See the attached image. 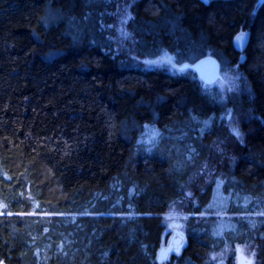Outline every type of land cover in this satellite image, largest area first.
<instances>
[{
    "label": "trees",
    "instance_id": "16d2710c",
    "mask_svg": "<svg viewBox=\"0 0 264 264\" xmlns=\"http://www.w3.org/2000/svg\"><path fill=\"white\" fill-rule=\"evenodd\" d=\"M256 2L131 7L139 56L169 52L181 64L212 54L221 70L238 65L251 91L244 136L230 145L233 158L218 162L221 175L192 189L187 243L169 264H202L235 241L255 246L264 264V0L254 11ZM115 7L116 0H0L5 264H159L161 214L187 200L189 174L223 128L222 105L194 70L144 69L114 50ZM201 120L207 126H197ZM193 125L201 145L182 138ZM147 130L158 133L150 145Z\"/></svg>",
    "mask_w": 264,
    "mask_h": 264
},
{
    "label": "rangeland",
    "instance_id": "374dc122",
    "mask_svg": "<svg viewBox=\"0 0 264 264\" xmlns=\"http://www.w3.org/2000/svg\"><path fill=\"white\" fill-rule=\"evenodd\" d=\"M137 0H116V7L113 12V22L109 25V30L114 43V50L129 57L133 60L136 66L149 69V68H166L173 74H187V69H179L177 64L173 60L172 54L164 52L162 55L156 58H146L139 56L136 52L135 40L132 32L129 29V21L132 17L131 7ZM263 0H257L254 11L258 9ZM244 32V30H243ZM239 33H242L240 31ZM238 33V34H239ZM237 36V35H236ZM239 50H242L243 46L236 44ZM190 74V72H188ZM222 76L212 84H202L210 94L218 99L222 105L224 112V124L220 132H218L212 142V148L207 157H204L199 167L189 174V186L186 188V198H179L173 201L164 213H162V222L164 224V231L162 234V241L160 246H167L171 239H175L173 246L177 247L181 242L184 245L187 243V229L192 225L193 213L188 212V205L191 202L190 195L193 192V188H203L209 183L211 174L221 175L223 169L216 170V167H221L218 162H226L227 159H232L233 155L230 151V145L235 139H242L244 136V128L242 127V120L245 117H249V99H250V86L246 78L245 73L235 65L232 68L221 70ZM197 126L200 128L207 126L205 121H200ZM197 127L194 125L188 130H184L182 138H190L195 141L196 145L203 144V140H199L200 136L195 137ZM158 133L156 130H147L144 141L147 144H153L157 140ZM181 138V136H180ZM199 138V139H198ZM196 139V140H195ZM148 145V147H149ZM206 147V146H202ZM190 197V199H189ZM199 216L208 217L211 215L222 216L221 212L208 213L203 212L197 214ZM240 214H226L223 216L234 217ZM196 220V219H195ZM178 231V232H177ZM180 232V234H179ZM182 235V236H181ZM183 245V247H184ZM170 253L169 258L166 261L159 262V264L172 263L175 257L181 254V251ZM257 250L256 247L249 243L233 242L220 245L218 248L212 250L202 264H238V257L242 256L244 260L248 261V264L257 263ZM0 264H5L0 259Z\"/></svg>",
    "mask_w": 264,
    "mask_h": 264
},
{
    "label": "water",
    "instance_id": "95a60500",
    "mask_svg": "<svg viewBox=\"0 0 264 264\" xmlns=\"http://www.w3.org/2000/svg\"><path fill=\"white\" fill-rule=\"evenodd\" d=\"M241 34H244V38L243 40H238L237 38ZM246 38L247 34L245 32L239 33L235 37V43L239 46H243L245 44ZM177 67L179 69L190 68L194 70L198 78L205 84H212L222 76L220 61L216 56L212 54H205L197 58L193 62H183L181 64H178ZM183 245L184 242H181L177 247H175L173 246V240L171 239L167 246H160L157 251L156 260L158 262L166 261L169 258L170 253L179 252ZM238 264H248V261L244 260L242 256H239Z\"/></svg>",
    "mask_w": 264,
    "mask_h": 264
},
{
    "label": "snow or ice",
    "instance_id": "6c2138e0",
    "mask_svg": "<svg viewBox=\"0 0 264 264\" xmlns=\"http://www.w3.org/2000/svg\"><path fill=\"white\" fill-rule=\"evenodd\" d=\"M243 38H244V34H241L237 39L238 40H243Z\"/></svg>",
    "mask_w": 264,
    "mask_h": 264
},
{
    "label": "flooded vegetation",
    "instance_id": "af4514ba",
    "mask_svg": "<svg viewBox=\"0 0 264 264\" xmlns=\"http://www.w3.org/2000/svg\"><path fill=\"white\" fill-rule=\"evenodd\" d=\"M173 240V242H175L176 240L175 239H172Z\"/></svg>",
    "mask_w": 264,
    "mask_h": 264
}]
</instances>
